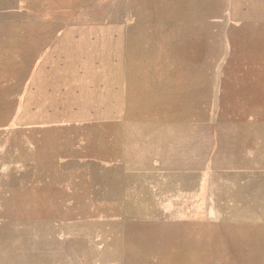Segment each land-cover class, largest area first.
Segmentation results:
<instances>
[{"label": "rangeland", "instance_id": "obj_1", "mask_svg": "<svg viewBox=\"0 0 264 264\" xmlns=\"http://www.w3.org/2000/svg\"><path fill=\"white\" fill-rule=\"evenodd\" d=\"M0 40H97L71 56L102 72L104 107L81 103L80 132L108 148L123 135L133 167L200 191L174 213L141 187L126 204H80L10 174L0 264H264V0H0ZM116 70L123 98L111 101ZM239 178L247 197L224 204Z\"/></svg>", "mask_w": 264, "mask_h": 264}, {"label": "crops", "instance_id": "obj_2", "mask_svg": "<svg viewBox=\"0 0 264 264\" xmlns=\"http://www.w3.org/2000/svg\"><path fill=\"white\" fill-rule=\"evenodd\" d=\"M82 41L85 50L96 51L97 40H0V180L14 174L22 182L29 173V187L75 190L80 204H126L134 189L141 187L142 196H152L164 212L197 205L198 186L184 189L177 182L167 183L165 174L156 173L152 179L150 171L133 167L126 144L118 143L120 137L124 142L123 135L112 134L108 148L101 131L80 132L88 123L78 117L81 103L99 102L94 107H104V91L96 81L102 75L100 64L93 61L88 68L71 57ZM10 60L16 61L14 70L6 67ZM114 76L111 101L113 97L118 101L123 92L117 70ZM152 90L144 91L140 100L149 102ZM93 122L101 126L103 118ZM112 122L119 123L118 119ZM119 179L123 184L117 186ZM229 185L234 190L227 198H232L224 204H242L247 196L235 191L247 187L245 179L229 181Z\"/></svg>", "mask_w": 264, "mask_h": 264}, {"label": "bare ground", "instance_id": "obj_3", "mask_svg": "<svg viewBox=\"0 0 264 264\" xmlns=\"http://www.w3.org/2000/svg\"><path fill=\"white\" fill-rule=\"evenodd\" d=\"M181 21V20H180ZM197 24V23H196ZM191 26H192V24H191ZM187 28V27H186ZM183 29H184V27H183ZM176 41V40H175ZM187 41V40H186ZM179 42V41H178ZM188 42V41H187ZM180 43V42H179ZM253 43V42H252ZM185 44V43H184ZM187 44H189V43H187ZM180 45H181V43H180ZM172 47V46H171ZM171 47L169 46V48L171 49ZM173 48V47H172ZM175 48V47H174ZM180 48V47H179ZM181 50V49H180ZM179 50V51H180ZM171 53H173V52H171ZM177 53V52H176ZM180 53V52H179ZM178 54V53H177ZM177 56V55H176Z\"/></svg>", "mask_w": 264, "mask_h": 264}]
</instances>
